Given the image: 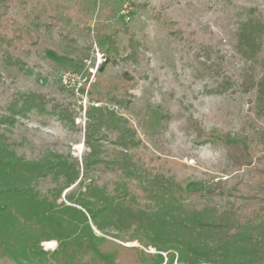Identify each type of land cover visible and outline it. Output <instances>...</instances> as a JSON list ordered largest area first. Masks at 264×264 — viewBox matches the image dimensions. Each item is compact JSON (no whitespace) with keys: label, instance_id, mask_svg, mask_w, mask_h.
I'll return each instance as SVG.
<instances>
[{"label":"rangeland","instance_id":"1","mask_svg":"<svg viewBox=\"0 0 264 264\" xmlns=\"http://www.w3.org/2000/svg\"><path fill=\"white\" fill-rule=\"evenodd\" d=\"M240 7H253L264 17V0L16 1L10 13L17 23L10 26V31H19L26 37L25 27L30 26L39 41L31 44L29 54L12 50L13 63H8L0 50V117L13 111L7 107L15 94L41 93L49 103L44 109L33 108L27 116L17 115L13 126L0 121L5 144L26 159L60 153L68 159L73 156L81 160L88 150L83 143L87 108L109 103L110 97L122 94V83L133 78L135 86L130 89L128 102L116 109L133 124L145 144L143 150L163 172L200 189L189 199L191 205H219L224 195L250 177L253 144L246 134L252 132V124L264 127V123L259 122L250 106L253 92L247 94L238 88L214 92L218 80L207 74L206 59L198 47L211 46L212 55L224 56L227 73L235 79L242 77L249 62L234 46L235 11ZM49 15L56 16L55 24H49ZM36 16L39 27L34 28L28 17ZM97 21L103 22V28L95 27ZM118 26H127L139 41L138 63L104 51L106 43L101 32L111 33ZM127 37L123 29L119 30L118 44L125 45ZM98 52L104 53L101 58ZM261 53L264 56V36ZM103 62L106 64L100 71L98 67ZM65 72L80 78L75 86L83 95L76 94L72 85H64L61 76ZM57 103L61 108L70 106L72 112L67 118L50 110ZM198 127L203 128V134ZM219 135L227 140H219ZM116 178L106 174L97 181L112 191ZM37 184L41 193L50 198H54L60 185L51 177ZM81 190L84 188L74 184L63 191L57 202L70 203L65 194L75 191V197L80 198ZM153 209L155 206L148 211ZM91 224L102 236L103 232ZM136 233L144 237L133 228L123 231L126 236ZM107 237L126 247H142L138 240L122 242ZM42 245L54 250L58 241L46 240ZM144 249L156 252L152 246ZM127 253L126 258L133 255L132 251ZM0 264L28 262L3 258Z\"/></svg>","mask_w":264,"mask_h":264},{"label":"trees","instance_id":"2","mask_svg":"<svg viewBox=\"0 0 264 264\" xmlns=\"http://www.w3.org/2000/svg\"><path fill=\"white\" fill-rule=\"evenodd\" d=\"M16 1L0 0V50L8 63H13L12 50L29 54L31 44L39 41L30 26L25 27L26 37L10 31L17 23L10 13ZM235 14L234 46L249 62L242 77L229 75L224 56L212 55L211 46L200 44L198 50L206 59L207 74L218 80L214 92L237 88L253 92L250 106L264 123V17L253 7H240ZM55 17H47L49 24L56 23ZM28 18L34 28L39 27V17ZM95 27L103 28V22L97 21ZM121 29L128 36L122 46L117 40ZM100 35L107 54L139 62L140 44L127 26ZM121 51L125 54L120 55ZM105 64L98 69L104 70ZM134 86L133 78H128L122 83L121 95H113L105 105L87 108L83 143L88 150L81 160L60 153L26 159L5 144L0 132V260L11 258L28 264H264V127L252 124V132L246 134L253 144L250 177L224 195L219 205L194 206L189 199L200 189L163 172L143 150L145 144L131 121L116 109L126 105ZM47 103L49 99L41 93L15 94L7 107L13 111L1 115L0 121L13 126L17 115L27 116ZM59 105H51L50 110L67 118L70 106ZM197 131L203 134V128ZM219 136L222 139L216 138L227 140ZM106 174L117 177L112 191L97 181ZM50 177L59 184L63 180L54 198L43 195L37 186ZM74 184L84 188L81 197L71 191L65 194L70 203H58L63 191ZM152 206L155 209L148 211ZM91 222L102 236L95 233ZM131 228L144 237L123 234ZM107 236L122 242L138 240L142 247H126ZM52 239L58 241L57 247L44 249L42 242ZM149 246L156 252L144 249ZM131 251L133 255L126 258L125 253Z\"/></svg>","mask_w":264,"mask_h":264},{"label":"built area","instance_id":"3","mask_svg":"<svg viewBox=\"0 0 264 264\" xmlns=\"http://www.w3.org/2000/svg\"><path fill=\"white\" fill-rule=\"evenodd\" d=\"M104 54V53H103ZM103 54H100L99 52H98V56H99V58H101V56L103 55ZM98 58V59H99ZM88 63H90V60H88ZM99 63H100V61H99ZM91 73L93 72V69H91V71H90ZM79 80L80 78L76 75V74H74V73H70V72H65V73H63L62 74V76H61V80H62V82L64 83V85H66V86H73V90H74V92L76 93V94H80V92H81V95H83V92H82V90H79V86H75V82H76V80ZM88 89H86L85 91H87Z\"/></svg>","mask_w":264,"mask_h":264}]
</instances>
